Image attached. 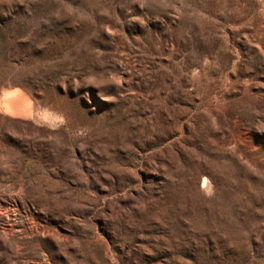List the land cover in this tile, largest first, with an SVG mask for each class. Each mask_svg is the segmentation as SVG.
<instances>
[{
	"label": "rangeland",
	"instance_id": "374dc122",
	"mask_svg": "<svg viewBox=\"0 0 264 264\" xmlns=\"http://www.w3.org/2000/svg\"><path fill=\"white\" fill-rule=\"evenodd\" d=\"M0 264H264V0H0Z\"/></svg>",
	"mask_w": 264,
	"mask_h": 264
},
{
	"label": "bare ground",
	"instance_id": "6f19581e",
	"mask_svg": "<svg viewBox=\"0 0 264 264\" xmlns=\"http://www.w3.org/2000/svg\"><path fill=\"white\" fill-rule=\"evenodd\" d=\"M7 105L16 112V114L21 116L29 115V99L21 91L14 90L8 92L5 95ZM31 117V116H30ZM205 184V183H204Z\"/></svg>",
	"mask_w": 264,
	"mask_h": 264
}]
</instances>
